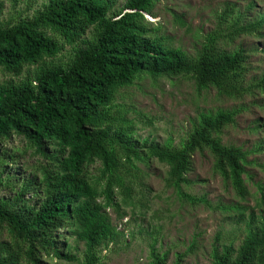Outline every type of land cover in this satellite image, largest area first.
<instances>
[{"label": "trees", "instance_id": "obj_1", "mask_svg": "<svg viewBox=\"0 0 264 264\" xmlns=\"http://www.w3.org/2000/svg\"><path fill=\"white\" fill-rule=\"evenodd\" d=\"M161 1L126 0L118 8V0H47L33 14L30 4L7 19L0 4V70L12 77L0 82V167L18 160L8 148L15 136L45 159L39 174L22 181L0 172V233H6L0 264H42L43 257L104 264L103 251L125 238L109 209L123 220V206L147 188L142 166L154 160L168 168L166 187L182 193L193 183L195 155L209 151L215 170L240 197L249 195L248 153L222 139L241 109L201 112L175 145L139 137L132 109L116 101L145 76L187 78L200 92L230 99L264 94V73L248 80L250 51L234 47L242 37L263 36L264 12L253 16V3L245 9L228 3L190 54L149 26L147 16H155ZM66 46L72 47L68 59H58ZM253 222L241 245L216 251L213 264H264V221ZM67 234L84 243L81 259ZM157 244L150 246L149 264H167Z\"/></svg>", "mask_w": 264, "mask_h": 264}, {"label": "rangeland", "instance_id": "obj_2", "mask_svg": "<svg viewBox=\"0 0 264 264\" xmlns=\"http://www.w3.org/2000/svg\"><path fill=\"white\" fill-rule=\"evenodd\" d=\"M46 2L0 0L2 18H16L18 12L26 13L30 4L34 9L28 13L33 14ZM125 3L126 0H118V8ZM228 3L242 9L253 3V16L264 12V0H163L155 16H147V20L150 27L170 38L174 47L194 54L204 36L215 29L217 15ZM239 44L250 51L248 80L260 77L264 73V30L262 37H242L234 47ZM71 50L72 47L66 46L58 59L67 60ZM10 79L0 70V82ZM116 103L132 109L130 117L136 122L139 137L160 143L172 141L175 145L188 137L192 122L201 112L241 109L236 123L224 130L222 139L225 144L236 145L248 153L244 180L249 195L240 197L231 182L215 170V159L209 151L195 155L194 171L189 174L193 183L184 186L182 193L166 187L168 168L154 160L150 168L142 166L148 174L147 188L123 206L121 213L126 215L123 220L117 218L115 210L109 209L125 238L103 251L104 264H149L150 246L156 241L159 252L168 255L167 264H213L216 251L222 252L228 246L237 249L250 224L252 227V218L255 225L264 221V151H256L264 144V94L230 99L219 96L215 90L200 92L187 78L154 80L145 76L121 90ZM8 148L18 160L16 164L0 167V172L5 170L21 181L39 174L45 159L23 138L15 136ZM99 167V163L94 164L91 173L97 175ZM3 238L6 233H0V240ZM67 238L71 252L81 259L84 243L68 234ZM42 264L79 263L43 257Z\"/></svg>", "mask_w": 264, "mask_h": 264}]
</instances>
